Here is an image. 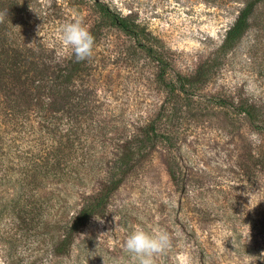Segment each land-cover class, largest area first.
<instances>
[{"label":"rangeland","instance_id":"rangeland-1","mask_svg":"<svg viewBox=\"0 0 264 264\" xmlns=\"http://www.w3.org/2000/svg\"><path fill=\"white\" fill-rule=\"evenodd\" d=\"M11 1L0 0L4 38L13 50L7 58L19 44L26 48L19 57L25 70L33 65L47 75L71 70V85L93 92L92 117L79 127L84 140L71 166L92 173L84 185L49 182L24 191L26 166L37 160L27 156L23 141L40 136L48 122L35 120L33 134L32 128L5 134L0 264H134L124 242L138 226L163 229L172 237V247L154 264H264V129L230 105L245 100L264 110V0L257 8L258 27L222 59L201 90L171 100L173 116L164 109L171 103L158 80L192 75L212 58L244 0H105L137 17L147 34L144 44L161 55L155 60L142 44L106 23L93 0H24L17 7ZM76 20L95 38L92 56L79 62L60 32ZM8 67L13 70L11 60ZM160 111L158 130L171 133L172 147L151 142L144 155L136 153L108 213L75 234L68 255H49L59 221L69 220L101 187L99 160L134 148L132 135ZM31 154L37 157V149ZM51 220L56 221L49 225ZM43 224L50 233L42 234Z\"/></svg>","mask_w":264,"mask_h":264},{"label":"trees","instance_id":"trees-1","mask_svg":"<svg viewBox=\"0 0 264 264\" xmlns=\"http://www.w3.org/2000/svg\"><path fill=\"white\" fill-rule=\"evenodd\" d=\"M23 1L11 2H14L17 7L22 6ZM262 1L244 0L241 2L236 19L226 29L222 42L213 57L202 62L194 74L180 75L176 81H167L163 77L158 80L166 92V102L168 105L171 103L169 106H164L169 116H173V113L175 115V104L171 100L183 93L192 97V92L196 93V90H201L216 71L215 69L221 66L222 59L235 48L251 28L258 27L259 23L255 19L258 16L257 8ZM93 2L106 23L142 44L152 60L161 57L153 46L144 44L147 34H145V27L138 22L137 17L131 13L126 15L120 13L105 0H93ZM6 30L0 18V142L5 134L11 132L18 135L32 128L31 133L33 134V122L37 119L48 122V126L42 125L40 136L35 137L33 134L23 141L28 147L25 153H28L27 156H30L32 160L35 158L37 163L26 166L27 176L21 179L22 189L25 191L27 188L32 190L39 187L41 190L49 182H72V185H84L87 183L86 176L92 172L80 171L71 166L74 154L84 140V135L78 134L79 127L82 128L83 122L92 117L90 106L94 100L92 90L71 85L74 76V71L71 70L50 71L49 75L32 70L34 65L25 70L24 60L21 59L23 60L21 63L19 57L26 53V48L19 44L13 48L17 54L15 53L14 57L8 59L9 52L13 50L4 38ZM8 60H11L13 70L8 67ZM220 102L228 103L226 100H220ZM230 105L245 114L253 125L264 129V110L260 106L245 100L239 104L231 101ZM162 117L163 111H160L153 121L132 135L129 143L134 148L114 154L109 159L99 160L97 170L103 175L100 182L101 187L93 195L87 197L82 207L76 209L69 220L58 219L60 220L59 226L54 227L58 231H54L50 247L46 249L49 255L54 258L68 255L74 244L75 234L80 233V230L93 217H102L108 213L113 193L123 184L134 168L136 153L144 155L151 142L156 144L159 142L166 147H172L171 133H167L166 128L158 130L159 124L157 123L162 120ZM63 125L66 126L65 129L62 128ZM35 149H37L38 158L31 154ZM134 149L138 152H134ZM27 194H29L28 191ZM55 221L51 220L48 224H54ZM43 230L42 234L45 235L52 229L43 224Z\"/></svg>","mask_w":264,"mask_h":264},{"label":"clouds","instance_id":"clouds-1","mask_svg":"<svg viewBox=\"0 0 264 264\" xmlns=\"http://www.w3.org/2000/svg\"><path fill=\"white\" fill-rule=\"evenodd\" d=\"M60 32L64 44L71 47L77 62L92 56L95 38L80 20L62 25ZM171 247L172 237L166 230L142 226L131 231L124 242V251L133 258L134 264H154L155 257Z\"/></svg>","mask_w":264,"mask_h":264}]
</instances>
